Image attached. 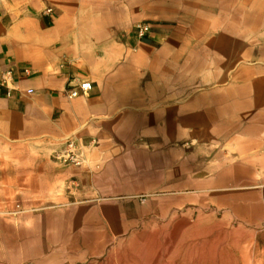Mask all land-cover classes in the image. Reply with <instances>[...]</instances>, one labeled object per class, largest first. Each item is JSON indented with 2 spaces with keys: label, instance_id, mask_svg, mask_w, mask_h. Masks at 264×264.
I'll use <instances>...</instances> for the list:
<instances>
[{
  "label": "crops",
  "instance_id": "1",
  "mask_svg": "<svg viewBox=\"0 0 264 264\" xmlns=\"http://www.w3.org/2000/svg\"><path fill=\"white\" fill-rule=\"evenodd\" d=\"M137 22L150 25L143 38ZM6 71L0 189L11 204L19 195L16 211L43 207L56 188L105 193L88 178L114 160L134 163L144 186L158 188L161 171L169 193L232 213L253 194L264 212V0H0ZM77 82L91 90L70 99ZM69 138L83 166L52 159Z\"/></svg>",
  "mask_w": 264,
  "mask_h": 264
},
{
  "label": "rangeland",
  "instance_id": "2",
  "mask_svg": "<svg viewBox=\"0 0 264 264\" xmlns=\"http://www.w3.org/2000/svg\"><path fill=\"white\" fill-rule=\"evenodd\" d=\"M165 166L159 162L160 168ZM134 167L129 161L112 160L106 171L88 178L89 186H99L105 193L76 194L69 187L56 188L43 207L23 212L15 210L19 195L12 196L11 204L7 188H1L5 193H0V264H108L114 250L120 253L130 240L144 243L153 239L150 234L156 230H163L160 242L173 241L162 264L170 259L185 260L182 242L184 246L188 243L187 253L194 254L193 260L203 254L201 264H264V212L258 195L243 194L241 199L246 202L233 213L218 210L210 196L169 193L161 186L166 182L161 171L158 188H151L149 180L133 177L138 175ZM139 188L145 192L130 193ZM228 214L234 222L249 225L189 226L197 218H225ZM179 221L183 226L176 233L165 234ZM202 228L212 230L204 233ZM194 229L199 230L192 233Z\"/></svg>",
  "mask_w": 264,
  "mask_h": 264
},
{
  "label": "bare ground",
  "instance_id": "3",
  "mask_svg": "<svg viewBox=\"0 0 264 264\" xmlns=\"http://www.w3.org/2000/svg\"><path fill=\"white\" fill-rule=\"evenodd\" d=\"M181 226H183V222L181 223V221H179L178 224H176L175 228L172 231L167 232L165 234L170 235L171 233L172 234L176 233L177 230L181 228ZM202 229H203L204 233L210 232L212 230V228H208L207 231L205 230L207 228H202ZM198 230L199 229H194V230H192V233H193V231H198ZM162 231L163 230H156V231L151 232L150 237L153 239H150V240L147 239L144 241V243H141L142 241L138 242L137 240H135V241L130 240L129 241L130 245L123 247V249L120 250V253L118 252L119 250H116V251L114 250L113 253H110L111 255L108 258V264H119V262H122V264H160L162 262V260L164 259V256L166 255V253L171 249L172 244H173L172 240L170 243H168V241H167V244L165 242H163V243L160 242L159 234H161ZM167 238H168V236H167ZM205 241H206V239H205ZM183 244L184 243L182 242L181 247L182 248L184 247L185 254H186L184 259L186 260V262H184L185 260L178 262V261H175L173 259H170V260L165 261L163 264H201V260L203 258V256H201V255H203V254H200L198 256V259L194 258V260H193L194 254L193 253L192 254L187 253V250H188L187 248H189L188 243H186L185 246ZM203 246L201 245L199 247L201 249V251L204 248ZM138 260H140V262H137ZM187 260H188V262H187Z\"/></svg>",
  "mask_w": 264,
  "mask_h": 264
},
{
  "label": "built area",
  "instance_id": "4",
  "mask_svg": "<svg viewBox=\"0 0 264 264\" xmlns=\"http://www.w3.org/2000/svg\"><path fill=\"white\" fill-rule=\"evenodd\" d=\"M47 12H50L51 9H47ZM133 30L135 35L138 38H143L146 34L150 32V25L147 23L137 22L133 26ZM24 74H28L29 70L25 68L23 70ZM12 72L6 71L0 77V86L5 87L6 89V96H10L11 88L10 83L12 82ZM91 90L90 83H80L77 82L74 85H71L66 90V95L68 98H75L80 94H85ZM28 93H32V90H27ZM95 144V140L90 141V145ZM53 160L62 164V165H72V166H83L86 162L84 157L83 148L74 140V139H67L63 146L54 151L52 155Z\"/></svg>",
  "mask_w": 264,
  "mask_h": 264
}]
</instances>
